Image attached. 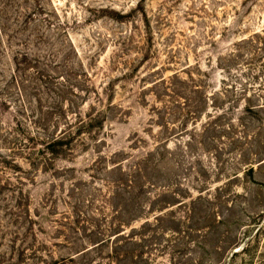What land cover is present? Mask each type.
Here are the masks:
<instances>
[{"label": "rangeland", "instance_id": "374dc122", "mask_svg": "<svg viewBox=\"0 0 264 264\" xmlns=\"http://www.w3.org/2000/svg\"><path fill=\"white\" fill-rule=\"evenodd\" d=\"M0 264H264V0H0Z\"/></svg>", "mask_w": 264, "mask_h": 264}]
</instances>
